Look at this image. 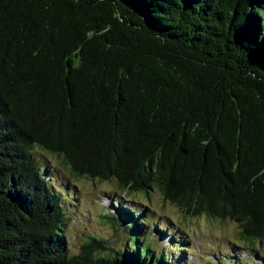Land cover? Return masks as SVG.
<instances>
[{"label": "trees", "instance_id": "obj_1", "mask_svg": "<svg viewBox=\"0 0 264 264\" xmlns=\"http://www.w3.org/2000/svg\"><path fill=\"white\" fill-rule=\"evenodd\" d=\"M35 148L261 249L207 264H264V0H0V264H177L119 197L102 216L124 243L71 252Z\"/></svg>", "mask_w": 264, "mask_h": 264}, {"label": "rangeland", "instance_id": "obj_2", "mask_svg": "<svg viewBox=\"0 0 264 264\" xmlns=\"http://www.w3.org/2000/svg\"><path fill=\"white\" fill-rule=\"evenodd\" d=\"M33 156L41 165L56 163L58 166L54 169L53 184L63 192L60 197L66 198L62 201L69 219L66 239L71 252L78 250L88 234L105 238L117 247L124 243L127 235L117 225L113 228L102 216L112 213L114 198L119 197L122 204L126 202L130 208L138 210L140 218L165 227L166 234L161 236L152 231L150 245L155 252L173 245L171 258L177 260V264H207L208 260L216 262L225 257L229 261L259 260L261 249L245 248L238 240V227L234 222H220L203 214L186 216L175 205L163 201L158 191L150 192L147 197L138 193L120 195L114 191L113 183L72 178L54 156L39 148L33 150ZM151 226L154 225L149 224L148 229Z\"/></svg>", "mask_w": 264, "mask_h": 264}]
</instances>
